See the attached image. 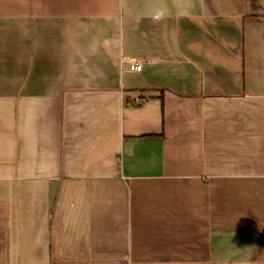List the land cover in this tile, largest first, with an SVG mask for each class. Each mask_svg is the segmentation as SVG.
I'll use <instances>...</instances> for the list:
<instances>
[{
    "label": "crops",
    "instance_id": "crops-1",
    "mask_svg": "<svg viewBox=\"0 0 264 264\" xmlns=\"http://www.w3.org/2000/svg\"><path fill=\"white\" fill-rule=\"evenodd\" d=\"M263 231L264 0H0V264H264Z\"/></svg>",
    "mask_w": 264,
    "mask_h": 264
},
{
    "label": "built area",
    "instance_id": "built-area-1",
    "mask_svg": "<svg viewBox=\"0 0 264 264\" xmlns=\"http://www.w3.org/2000/svg\"><path fill=\"white\" fill-rule=\"evenodd\" d=\"M143 68L142 63H139L137 61H132L131 62V69L132 70H136V71H141Z\"/></svg>",
    "mask_w": 264,
    "mask_h": 264
},
{
    "label": "trees",
    "instance_id": "trees-1",
    "mask_svg": "<svg viewBox=\"0 0 264 264\" xmlns=\"http://www.w3.org/2000/svg\"><path fill=\"white\" fill-rule=\"evenodd\" d=\"M260 248L264 249V231L261 234V238H260Z\"/></svg>",
    "mask_w": 264,
    "mask_h": 264
}]
</instances>
